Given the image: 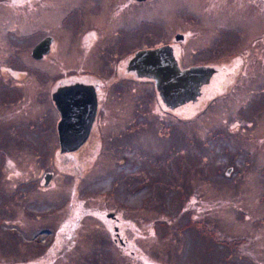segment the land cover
Wrapping results in <instances>:
<instances>
[{
	"label": "rangeland",
	"instance_id": "374dc122",
	"mask_svg": "<svg viewBox=\"0 0 264 264\" xmlns=\"http://www.w3.org/2000/svg\"><path fill=\"white\" fill-rule=\"evenodd\" d=\"M111 1L118 3V0ZM191 3L192 0L146 2L136 14L149 32L137 41L133 40L130 32L127 41L129 51L133 53L145 46L152 33H157L163 40L169 30L175 32L183 26L189 17ZM220 3V0H209L208 9L213 12L228 10L224 3ZM40 4L41 0H0V83L9 89L8 92L0 85V264H264V99L259 103L263 106V113L254 118L256 123L249 128L241 126L238 135L222 146L212 142L210 134L218 133L213 122L222 116L235 115L231 107L229 112L223 113L226 105L210 107L205 117L192 123L186 119L192 114L178 108L174 115L184 118L174 123L173 142L177 148L166 143L165 134L170 133V129L158 119H149L146 127L124 136L123 143L132 148L138 145L145 150L152 165L158 167L157 177L162 186L155 189L157 196L151 189L133 195L121 188L112 192L111 188L90 186L95 177L113 169L114 157L109 154L112 153V144L120 140L110 135L120 136L125 125L120 116L131 117L129 127L137 117H161L157 99L145 92L147 86L136 78H130V88L122 95L115 94V102L107 105V117L111 123L99 126L104 127L107 137L95 134L89 156H76L73 162H70L73 157L63 158L65 162L61 161L62 167L56 169L58 173L49 195L58 198L67 193L71 184L74 188V180L82 181L79 185L82 207L102 205L107 196L112 195L107 212L116 209L144 217L136 227L132 222L127 225L131 230L135 228L132 235L141 238L139 245L144 248H134L133 255L130 248H116L108 233L96 222L88 223L79 232L82 240L74 248H47L53 235L44 232V228L58 225L61 216L57 212L63 208L56 203L44 202L41 189L27 190L22 194L21 188L29 189L28 180L40 172L44 173L48 167L53 168L57 161L56 128L44 115L45 105L39 99V92L44 89L43 72L60 69L58 58H62L64 52L72 58L79 53L80 32L75 38L72 29L62 25L59 18L50 13L66 4L57 0L53 6L43 8L45 14L39 12ZM198 5L196 10L203 14V6L201 3ZM99 11L93 9L92 13H96V19L109 27L111 21L106 8H101V13ZM224 19L229 20L228 17ZM256 20L258 32L255 36L264 30L262 18L258 16ZM157 22L162 23L155 26ZM17 24L22 26L17 28ZM137 24L136 18L129 19L130 29ZM159 26H162V33ZM41 27L54 31L59 38L58 50L46 61L34 60L30 56L32 43L43 35L39 31ZM208 27L211 28V23ZM260 45L264 47L263 43ZM95 54L94 66L100 69L103 60ZM259 63L264 69V56ZM10 69H19V75L13 76ZM133 86H138L135 91ZM239 90L241 94V88ZM113 105L116 107L109 113V106ZM145 106H150L148 116L141 112ZM164 107L161 106L160 110ZM197 108L199 106L193 113L200 110ZM207 136L208 139L203 140ZM230 163L236 165V173L229 185L222 182L214 171ZM185 191L188 204L196 201L205 203L196 206V210L205 216L203 222L182 224L190 210L186 196L181 197ZM100 198L102 203H97ZM66 200L78 211L77 201L68 194ZM103 207L107 208L106 205ZM180 209L184 212L182 217ZM234 240L243 248L240 256L233 251L234 258H230L228 247L234 245ZM223 246L226 248H221Z\"/></svg>",
	"mask_w": 264,
	"mask_h": 264
},
{
	"label": "flooded vegetation",
	"instance_id": "af4514ba",
	"mask_svg": "<svg viewBox=\"0 0 264 264\" xmlns=\"http://www.w3.org/2000/svg\"><path fill=\"white\" fill-rule=\"evenodd\" d=\"M29 1L36 2V0H26V2ZM56 1L41 0V4L38 6L39 12L44 13L43 8H47L48 5L53 6ZM58 1L66 6L51 10L50 13L57 16L62 25L71 28L75 38L80 32L78 36L80 51L74 58L64 52L62 58H58L60 69L51 73L43 72L44 89L39 92V99L45 105L44 115L48 123L56 128L54 138L58 144L57 161L53 168L48 167L44 173L40 172L31 177L28 180V183L30 182L29 189L21 188L22 194L23 192L25 194L27 190L41 189L44 202L47 204L56 203L63 208L62 211L57 212L61 216L58 225L44 228V232L53 235L47 248H74L77 242L82 240L79 232L84 230L88 223L96 222L108 233L116 248L123 250L130 248L133 255L134 248L136 250L144 247L139 245L141 238L132 235V230L135 228L131 230L129 227L127 228V225L132 222L136 227L144 217L139 214H130L128 211L118 212L116 209L107 212L108 204L111 202L109 198L112 199V195L107 196V200L102 205H92L89 206L90 208L82 207L81 202L79 203L81 180H74V188L71 187L73 185L71 184L67 193L58 198H52L49 195L51 194L49 190L54 187L53 180L58 173L56 169L62 167L60 162H65L63 158L73 157L74 159L70 161L73 162L76 160V156H89V147L93 143L96 133L107 137V132H103L105 131L104 127H99L111 123L107 117V105L115 102V94L122 95L130 88V78L142 80L143 84L147 86L148 89L145 92L157 99V109L161 117L158 115L137 117L134 124L129 127L131 117L120 116L121 122H125L124 127L121 128L120 136L114 133L110 135L116 136L120 140L118 143L112 144V153L109 154L114 157L113 169L95 177L96 180L90 182V186L94 188L97 186L107 187L113 189L112 192L121 188L133 195L145 189H151L154 196H157L155 189L162 186L157 177L158 167L152 165L146 158L145 150L140 149L138 145L132 148L123 143L124 136L146 127V121L149 119H158L170 129V133L165 134L168 139L166 143L175 148H177V144L173 142L174 123H177L179 118H184L174 115L178 108H183L192 114L186 117L189 123L205 117L204 115L209 112L210 107L226 105L223 108L224 114L230 111V107L233 108L235 115L222 116L218 121L213 122L216 124L218 133L210 134L211 141L219 146L236 137L241 126L249 128L256 123L254 118L263 113V106L259 103L264 99V69L259 62L264 56V47L260 45V43L264 44V30L260 35L255 36L258 32L255 23L258 16L264 22V0H220L228 10H214V12L208 9L209 0H192L188 11L189 17L183 26H179L175 32L169 30L168 36H164L163 40L157 33H152L144 43L145 46L135 49L133 53L129 51L128 34L132 32L133 40L137 41L149 32L136 12L150 0H118V3L110 2V0ZM199 3L203 6V14L196 10ZM29 7L26 6V8ZM103 7L106 8L109 22L111 21L109 27L104 26L103 22L96 19V13H92L93 9L100 10L98 13H101ZM24 13L30 16L27 11ZM131 17L138 21V24L132 29L129 27ZM224 17H228L229 20H225ZM160 23L162 22L155 23V26ZM210 23L211 28L208 27ZM16 26L19 28L22 25L17 24ZM95 30L99 32L97 33ZM159 30L162 33V26H159ZM39 31L43 35L32 43L30 56L34 60L45 59L46 61L52 53L58 50L59 38L54 31L45 27H41ZM37 43H41V51L37 53L39 58L32 55ZM162 46L171 49L177 67L182 71L200 67H208L213 70L206 81L198 79L199 73L193 74L194 80H191L196 87L195 93L175 107H168L161 102L162 99L158 95L153 79L138 75L129 68L132 58L130 56H133L136 51ZM95 53L103 60L100 69L94 66ZM90 58L91 63L89 62ZM64 63L65 65H63ZM9 71L15 77L20 72L19 69H10ZM0 85L9 92L8 86L3 83ZM137 87L133 86V90L135 91L134 88ZM205 87H208V91L205 90ZM240 88L241 94H239ZM212 93L215 94L208 97ZM57 102H61V104ZM161 103L165 106L162 111L160 110V107L163 106ZM198 106L197 109L200 110L193 113L194 108ZM115 107V105L109 106V113ZM117 108L121 109L122 107L117 106ZM149 108L150 106H145L141 112L148 116ZM122 111L124 114L126 109L124 108ZM163 111L165 112L164 116H162ZM164 117L166 118L163 119ZM237 125L239 126L236 127ZM134 126L136 129H133ZM207 139L208 136L203 138V140ZM68 168L70 167L68 166ZM86 168L90 169L89 166ZM206 173H208L207 170ZM214 173L216 176L220 175L222 182L226 181L230 185L234 180L236 165L226 164L222 168H217ZM94 193L97 192L94 191ZM67 194L77 201L78 211L69 205V202L67 203ZM189 194L191 195V193ZM182 196H186V203L190 208L186 214L187 218L182 224L194 221L203 222L205 216L196 210V206L205 205V203L196 201L188 204L187 191L183 192ZM31 199L33 200L30 198V201ZM96 202L102 203L101 198ZM105 205L107 208L103 207ZM83 208L85 209L83 210ZM179 213L181 217L184 215L182 209L179 210ZM241 248H243L241 244L234 240V245L228 247L230 258H234L233 251L240 256ZM227 258L229 259L228 255Z\"/></svg>",
	"mask_w": 264,
	"mask_h": 264
},
{
	"label": "water",
	"instance_id": "95a60500",
	"mask_svg": "<svg viewBox=\"0 0 264 264\" xmlns=\"http://www.w3.org/2000/svg\"><path fill=\"white\" fill-rule=\"evenodd\" d=\"M40 47L41 43L32 51L35 58H39ZM129 68L138 75L153 79L158 95L168 107L180 105L195 93L196 87L191 80L193 74L199 73L198 79L206 81L213 71L208 67L180 70L167 46L136 51Z\"/></svg>",
	"mask_w": 264,
	"mask_h": 264
},
{
	"label": "bare ground",
	"instance_id": "6f19581e",
	"mask_svg": "<svg viewBox=\"0 0 264 264\" xmlns=\"http://www.w3.org/2000/svg\"><path fill=\"white\" fill-rule=\"evenodd\" d=\"M38 44V43H37Z\"/></svg>",
	"mask_w": 264,
	"mask_h": 264
},
{
	"label": "trees",
	"instance_id": "16d2710c",
	"mask_svg": "<svg viewBox=\"0 0 264 264\" xmlns=\"http://www.w3.org/2000/svg\"><path fill=\"white\" fill-rule=\"evenodd\" d=\"M173 146V145H172Z\"/></svg>",
	"mask_w": 264,
	"mask_h": 264
}]
</instances>
